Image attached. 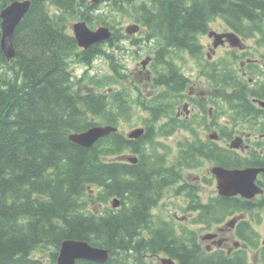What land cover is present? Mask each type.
Returning <instances> with one entry per match:
<instances>
[{
	"label": "trees",
	"instance_id": "obj_1",
	"mask_svg": "<svg viewBox=\"0 0 264 264\" xmlns=\"http://www.w3.org/2000/svg\"><path fill=\"white\" fill-rule=\"evenodd\" d=\"M12 1L0 0V11ZM30 1L29 13L13 34L15 57L7 62L0 50V264H55L64 240H83L106 248L109 258L104 264H152L150 256L159 254L178 264H232L221 257L213 258V263L211 257L199 258L192 233L181 229L176 235L173 225L160 222L149 208L153 189L158 192L163 183L160 179L171 181L172 173H179L175 169L180 164L189 169L204 159L233 168L240 160L230 153L221 156L213 148L204 150L200 143H180L184 151L169 153L157 137L181 128L173 109L183 97L187 80L177 60L182 61L185 54L200 60V36L216 17L239 34L253 37L260 18H264L257 14L264 10V0H153L147 10L145 0H107L109 8L114 3L118 11H130L129 19L144 27L142 41L153 39L151 88L156 93L149 100L144 98L142 111L148 117L141 118L146 133L140 139L127 140L122 134L112 133L92 148L74 144L68 136L96 125L94 117L112 126L129 121L131 115L123 114L127 107L132 112L134 108L124 92L123 72L112 71L114 76L105 78L115 77L117 91L92 82L82 84L84 91L79 88L71 61L89 64L105 52L97 45L80 51L68 25L77 20L89 22L100 15L104 25L116 20H104L105 14L98 7L94 10L88 6L86 0ZM139 41L133 39L132 43L137 45ZM105 55L113 67L117 59L110 53ZM232 59L210 67L211 89L220 91L217 96L221 97L214 111L221 107L235 127L239 121L254 122L252 127L264 132V119L257 123L260 115L249 101L257 96L254 88L234 75ZM115 103L117 107L113 108ZM213 115L219 116L215 112ZM161 119L166 120L155 128ZM139 147L145 148L150 157L140 154ZM125 148L138 154L142 162L127 166L106 160ZM260 161L264 163L263 154ZM152 167L156 171L164 169L165 174L151 173L148 170ZM89 188L99 197L94 198ZM129 194L130 206L122 202L116 211L105 207L96 213L97 209L89 207L103 206L113 196L126 200ZM190 195L193 197L188 191L186 196ZM89 199L92 202L86 205ZM213 199L207 219L212 222L227 217L232 208L248 207L233 199ZM244 256L238 264H249ZM259 261L264 264V247L259 249Z\"/></svg>",
	"mask_w": 264,
	"mask_h": 264
},
{
	"label": "flooded vegetation",
	"instance_id": "obj_2",
	"mask_svg": "<svg viewBox=\"0 0 264 264\" xmlns=\"http://www.w3.org/2000/svg\"><path fill=\"white\" fill-rule=\"evenodd\" d=\"M148 2L149 0H145L146 9L144 10L153 6V4L149 6ZM215 21H219L223 27V30L215 31L216 33L234 32L244 44H246L245 42L249 38L234 31L224 20L217 18ZM211 33L212 32H209L207 34L208 42L206 45L204 46V44H202V53L203 51L206 52L207 60H201V64L199 65L195 63V68H197L199 76L204 80V83L203 81L192 82L193 80L185 75L184 66L182 67V71L184 72L183 75L187 80L186 85L188 86L190 81L192 82V86H184V99L181 104L176 105L174 108L176 123L181 127L178 129V132L182 135V137L179 138V142H176L175 150L177 153L184 151L179 147L180 143H200L204 150L213 148L218 151L221 156H226L227 153L237 156L240 163L231 169L237 168L243 170L245 168L262 167L259 166L260 162L258 159H261L262 154L264 156V132L252 127L255 125L254 122L239 121L237 122L238 127H235L229 120L222 122L212 119L214 118L213 103L215 101H220L221 97H214L213 93L210 92L212 91L209 82L210 74L207 72V69L211 63H222L224 59L228 60L230 56H234L236 60H239L238 63L240 66L236 68L237 73H235V75L243 80H247V82L253 86L257 96L252 97L250 102L255 113L256 111L259 113L260 120L257 123L261 124L260 121L264 119V23H262L261 26H259V30L253 34V41H255V43L250 46L253 50H249L247 45L242 49L234 48L227 42L222 46L214 48L212 47L213 39L209 37ZM223 41H228V39H223ZM221 49L227 52V56L216 57L217 52ZM249 56H253V58ZM243 58H246V60H243ZM188 61L196 62L195 60ZM190 74L191 73L188 75ZM216 93L218 94V92ZM147 98H149L148 95ZM254 100L260 102H255ZM260 103H262V105ZM206 107L208 108L206 109ZM210 117L211 119H209ZM164 120L166 119L159 120L158 124L160 125ZM184 126H189L193 128V130L186 129ZM233 141L236 142V147L230 148ZM242 162L244 165H242ZM211 165L220 166L216 164ZM181 166L182 164H180L179 168L175 169V171L179 170V173H172L171 181H166L165 178L160 179L163 181L158 191L160 195H164L165 191H167L177 200L174 204L176 211L171 218L177 221L191 219L193 223L201 225L205 230H209L204 236H201L194 230H189L193 235L192 244L194 249H197L198 255L200 256L199 258L210 259L211 257L212 261L210 260V263H213V258L221 257L228 263L238 264L241 259L244 260L245 252L252 250L248 249L250 247L249 244L256 239L252 224L260 221L261 203L264 201V172L259 173L255 180V184L262 190V193L257 194L253 199H245L241 196L223 197L218 195L215 189V195L210 196L206 201H202L199 194H196V190L198 191L199 189L198 186L205 188L208 183L209 185L214 183L216 187L215 177L211 173L212 168H209V170H207L208 173L202 176L185 177V174L200 169L202 163L199 166H192L189 169H186V167L182 168ZM160 174H165V170L161 169V171H159V175ZM165 181L168 184H166ZM186 190H191L193 197H191V195L187 197L188 200H185L187 207L184 208L178 200L184 197L183 194ZM213 197L233 199L240 204H247L248 207L247 210L232 208V211L228 213L229 217L221 218L213 222L208 221V215L212 208L211 203L214 200L212 199ZM202 208L208 209L203 211ZM180 211H183L182 214L184 215L179 216L178 213ZM192 214H196L194 220ZM248 214H251V216ZM243 223H245V225H243ZM246 227L249 228V230H244ZM179 231L180 229L176 228V232ZM244 235L246 238H244ZM242 240H246L247 244L243 243ZM253 252L255 257H258L257 260H259V256H257L259 255V251L253 250Z\"/></svg>",
	"mask_w": 264,
	"mask_h": 264
},
{
	"label": "rangeland",
	"instance_id": "obj_3",
	"mask_svg": "<svg viewBox=\"0 0 264 264\" xmlns=\"http://www.w3.org/2000/svg\"><path fill=\"white\" fill-rule=\"evenodd\" d=\"M114 4V3H113ZM154 4L153 0H149L148 5ZM101 8L107 7L109 8L110 4L103 3L99 5ZM150 8V7H149ZM112 14H110L111 16ZM115 17H117L115 20L112 21L110 25H104L101 22V16L98 17H92L89 22H87V25L91 29H96L100 26H106L111 29L112 26L118 28L120 30L121 34V43H119V49L116 50L114 47L110 48L112 46L109 45V43L102 44V49L105 53H110L112 54L113 59L116 58L117 60H114V65L113 67L110 68V62L107 59V56L105 55H100L99 57H93L90 61L89 64L85 63H78L76 60V64H73L71 67V72L73 77L78 81L79 88L84 91V87L82 86L83 83L89 84L94 80L95 84H101L103 86L102 89H104L105 86H108L109 90L112 91L114 86H118L117 81L115 80V77H111L109 79H105L110 76L112 71L117 72L120 71L121 73H124L125 80L123 82L125 86L124 92L127 94L129 103L131 102L132 107L134 108V113L131 114V120L124 122L122 126H119L120 132L123 134H126L130 130L139 127L140 123V111L141 109H136L137 105L143 103L144 97L146 95H150V93L146 92L148 89V85H145L148 80L146 79V76H150L149 73L150 71L154 72L152 66H149V64H146L144 68L140 65V63L146 59L147 56L151 57L152 56V51L154 49L153 43L149 41H142V31L140 30L139 33L136 35L133 34H128V36L125 33V29L129 26H132V24H135L132 22L129 18L123 19L124 17L123 12H114ZM104 20H107L106 17H104ZM78 21V20H77ZM77 21L71 22L68 25V31L71 33V25ZM221 31L223 30V27L219 23V21H213L211 22L208 27L207 31ZM133 39H141V41L138 42L137 45H134L132 43ZM208 42L207 34L205 33L202 37H200V43L206 45ZM246 45L249 47V50H253L250 46L255 43L253 40H246ZM114 55L116 57H114ZM227 56V52L224 49H221L217 52L216 57H223ZM250 58H253V56H249ZM206 52L203 51V54L200 58V60H206ZM183 60H197L196 58L185 56ZM243 60H246V58H243ZM195 63L194 61H187L185 64L181 63V65H184L185 68V73L188 77H190L194 82H202L204 83V80L200 78L199 73L197 71V68H195ZM192 67V68H191ZM149 72V73H148ZM191 73L190 75H188ZM99 80H101V83H99ZM192 82L188 84L187 87H191ZM215 106V105H214ZM117 107V103L113 105V108ZM207 108V107H206ZM218 111V112H217ZM216 113L219 114L220 116H217L214 118V121H222L225 122L228 119V115L225 112L221 111V107L217 108ZM145 113L142 112V116H144ZM92 122L97 123V124H104L99 118L94 117L92 119ZM182 135L178 131L173 132L172 134L169 135H164V136H159L157 137V141L162 144L163 147H166L168 149L169 153H172L175 151V146L176 142H179V138H181ZM149 148V145L147 146ZM163 151V150H162ZM211 162L208 160H202V167L198 170H193L190 173L185 174V177H194V176H202L211 168ZM147 172L146 170H144ZM205 184V183H204ZM199 189L198 191L196 190V194L201 197L202 201H206L210 196H213L216 194L215 192V184L213 183L212 185L207 184V187H200L198 186ZM92 189V194L94 195V198L96 196V192L93 188ZM171 189V188H170ZM188 191L191 190H186L184 192V197H181L178 202L183 205V207H187V204L185 203V200H188L185 198L186 194ZM90 194V193H89ZM89 202H92V200L89 199ZM177 202L176 198L173 197V195L170 192L165 191L164 195H161L159 200L157 201L158 206L156 205L154 209H152V212L156 215V218L162 222L166 219L169 221L172 220L175 223L176 228L180 229H188V230H194L195 232H198L201 236H204L206 232L209 230H205L202 228L201 225L193 223V221L190 220H184V221H177L173 220L171 217L173 213L176 211V207L174 204ZM107 205V204H106ZM110 206V203H109ZM91 209H97L98 211L101 210L99 206H95L94 204H90L89 206ZM183 211H180L178 213L179 216L184 215L182 214ZM251 216V214H248ZM193 220L196 218V214H192ZM161 222V221H160ZM252 229L258 236V242H260L264 238V210H261L260 212V221L254 222L252 224ZM179 231V232H180ZM176 234V232H175ZM177 235V234H176ZM207 244V243H206ZM165 258L164 255L159 254L156 257L152 258V264H162L161 259ZM247 258L250 264H259L257 261L258 257H255L253 250H250L247 252Z\"/></svg>",
	"mask_w": 264,
	"mask_h": 264
},
{
	"label": "water",
	"instance_id": "obj_4",
	"mask_svg": "<svg viewBox=\"0 0 264 264\" xmlns=\"http://www.w3.org/2000/svg\"><path fill=\"white\" fill-rule=\"evenodd\" d=\"M98 0H92L97 2ZM30 10V1L14 2L6 6L0 12V30L1 38L0 45L6 56V60H11L15 57V50L12 45V38L15 28L26 16ZM138 25H132L126 28L127 34H133L138 31ZM73 37L76 40L77 46L83 50H88L94 45L100 44L111 39V32L107 27L101 26L94 30L88 28L84 21L74 23L71 27ZM210 36L216 38L214 47L223 44V38L229 39L231 46H239V38L235 34H216L211 33ZM149 58L142 62L145 67ZM262 105V103H261ZM116 129L110 126H95L85 132L74 133L70 138L77 143L89 147L95 144L102 137L115 132ZM142 129H135L128 134V138H139L142 136ZM236 142H232L230 148H235ZM134 163V158L128 159ZM264 172V168H246L243 170L226 169L220 166H215L211 169V173L216 179V189L220 196L234 197L242 196L245 199H252L255 195L262 193V190L255 184L256 177L259 173ZM118 199L113 201L112 205L117 206ZM108 258L107 252L103 249L90 247L84 242L77 240H65L62 242L56 264H75L78 260H88L92 262H104ZM167 264H174L171 259L163 260Z\"/></svg>",
	"mask_w": 264,
	"mask_h": 264
},
{
	"label": "bare ground",
	"instance_id": "obj_5",
	"mask_svg": "<svg viewBox=\"0 0 264 264\" xmlns=\"http://www.w3.org/2000/svg\"><path fill=\"white\" fill-rule=\"evenodd\" d=\"M24 1H30V0H14V1H12V2H10L9 4H12V3H14V2H24ZM108 1L107 0H98L97 2H92V3H87V5L88 6H92V7H95L94 8V10L98 7V10L101 12V13H104L105 15H104V17H106L107 19H109V18H114V19H116L117 17H115V15H113L114 14V12H123V14H124V17H132L131 16V12L130 11H128V10H124V11H118L117 9H116V7L114 6V4H111V7L110 8H107V7H104V8H101L99 5L100 4H103V3H107ZM8 4V5H9ZM8 5H6V6H8ZM5 6V7H6ZM4 7V8H5ZM84 7H85V9H87V6L84 4ZM3 8V9H4ZM30 8H31V1H30ZM2 9V10H3ZM85 9H84V11H85ZM1 10V11H2ZM0 11V12H1ZM30 11V10H29ZM29 11H28V13H29ZM27 13V14H28ZM26 14V15H27ZM91 15H93V13H90ZM110 14H112L111 16H110ZM257 14H259V15H261V16H264V10H262L261 12L260 11H258V13ZM24 19V18H23ZM22 19V20H23ZM78 21H84L85 23H86V25H87V22L85 21V20H78ZM261 24L262 23H264V18H260V21H259ZM259 22H258V26H261V24H259ZM20 24V23H19ZM18 24V25H19ZM136 24L139 26V28H140V30L142 31V33L144 32V27L140 24V23H137L136 22ZM88 26V25H87ZM89 27V26H88ZM104 27H106V26H104ZM90 28V27H89ZM109 30H110V32H111V39H119L117 42H115V43H113L112 42V44L109 42V41H105V43H109V45L110 46H112V47H110V48H115L116 50H118L119 49V43H121V34H120V30L118 29V28H116V27H114V26H112L111 27V29L109 28V27H107ZM16 29V28H15ZM91 29V28H90ZM0 34H1V30H0ZM0 38H1V35H0ZM149 42H151V43H153V39H150L149 38ZM12 45H13V42H12ZM13 48H14V46H13ZM0 50H1V52H2V54H3V56H4V58H5V60H6V56H5V54H4V51H3V49H2V47H1V45H0ZM15 50V49H14ZM16 54V53H15ZM7 62H9V61H11V60H6ZM77 62L75 61V60H72L71 61V64H70V67L73 65V64H76ZM112 76H114V73L112 72ZM94 80H92V83H95V82H93ZM101 80H99V82H100ZM76 84H79V83H76ZM79 85H81V84H79ZM164 101H170L168 98H165L164 99ZM127 113H125V114H123V115H131L133 112L130 110V108H128L127 107ZM119 112H121V110L120 111H117L116 110V113H117V115H122V114H120ZM139 123H140V125H143L144 126V123L142 122V121H139ZM89 128H91V127H89ZM72 134V133H71ZM70 134V135H71ZM70 135L68 136V139L70 140V142H72V143H74V144H77V145H79V146H81V147H84V148H92L95 144H97L98 142H100V141H98V142H96L95 144H93V145H91V146H89V147H86V145H83V144H80V143H77L76 141H74V140H72L71 138H70ZM143 136V135H142ZM142 136H140L139 138H137L136 140H138V139H140ZM107 137V136H106ZM142 152H144V156H145V158H149L150 156H147V150L144 148V149H142L141 147H139V153L141 154ZM133 156H136L137 158H138V161L136 162V164H134V165H138V164H140V162H142V160L140 161V158H139V155L138 154H136L133 150H131V149H129V148H125V150L123 149V151L122 152H119V153H115L114 154V156H112V157H107V159L106 160H110V161H112V162H118V163H120V164H124V165H129V166H134V165H130V163H129V161H128V159H130L131 157H133ZM154 159H152V161H153ZM155 161V160H154ZM258 161L259 162H261L259 159H258ZM148 163H150V162H148ZM260 164H264V163H260ZM150 165H151V163H150ZM263 168H264V166H262ZM148 171H150L151 173H156L157 175H159V171L157 170L156 171V169L154 168V167H152V168H150ZM152 193L154 194V196H153V198L150 200L151 201V206H150V208H149V211H151L152 209H154V207H155V203H154V200L155 199H157V198H159V196H160V193L159 192H157L155 189H153V191H152ZM87 196H89L88 195V193H87ZM96 196L97 197H99V195L97 194V191H96ZM115 198H117L118 199V204H117V206H115V205H112L113 204V201L115 200ZM127 199L126 200H122L121 198H119V197H117V196H113V197H111L106 203H107V205L106 204H103V209L105 208V207H107L108 209H110V210H113V211H116V210H118V209H120L121 208V206H122V202L123 203H125V204H127V206H130V203H131V200H130V194H129V197H126ZM185 198H187V196H185ZM188 199V198H187ZM88 201L89 200H87L86 201V205H88ZM109 203H110V206H109ZM103 210H101V211H99V212H96V213H101ZM153 223L156 225V223H155V221H153ZM157 226V225H156ZM162 230V229H161ZM65 241V240H64ZM63 241V242H64ZM77 241H80V242H84V243H86L87 245H89L90 247H93V248H97V249H103V250H105L106 252H107V255H108V258H109V251L106 249V248H101V247H97V246H93V245H91V244H89L88 242H86V241H83V240H77ZM62 244V243H61ZM61 244H60V246H61ZM59 249H60V247H59ZM108 258L104 261V262H92V261H88V260H78V261H83V262H86V263H89V264H104L107 260H108ZM78 261H76V262H78ZM56 262H57V258H56ZM76 262H75V264H76ZM56 264V263H55Z\"/></svg>",
	"mask_w": 264,
	"mask_h": 264
}]
</instances>
